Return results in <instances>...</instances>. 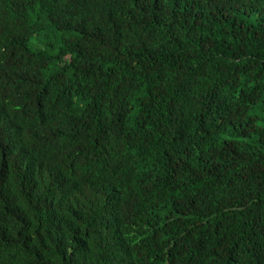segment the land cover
<instances>
[{
	"label": "trees",
	"instance_id": "obj_1",
	"mask_svg": "<svg viewBox=\"0 0 264 264\" xmlns=\"http://www.w3.org/2000/svg\"><path fill=\"white\" fill-rule=\"evenodd\" d=\"M0 264H264V0H0Z\"/></svg>",
	"mask_w": 264,
	"mask_h": 264
},
{
	"label": "bare ground",
	"instance_id": "obj_2",
	"mask_svg": "<svg viewBox=\"0 0 264 264\" xmlns=\"http://www.w3.org/2000/svg\"><path fill=\"white\" fill-rule=\"evenodd\" d=\"M30 45H32V44H30Z\"/></svg>",
	"mask_w": 264,
	"mask_h": 264
}]
</instances>
